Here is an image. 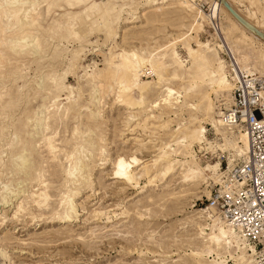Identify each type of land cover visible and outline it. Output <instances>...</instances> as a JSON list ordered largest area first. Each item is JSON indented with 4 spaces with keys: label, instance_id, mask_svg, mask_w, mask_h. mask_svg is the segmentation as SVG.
I'll list each match as a JSON object with an SVG mask.
<instances>
[{
    "label": "rangeland",
    "instance_id": "obj_1",
    "mask_svg": "<svg viewBox=\"0 0 264 264\" xmlns=\"http://www.w3.org/2000/svg\"><path fill=\"white\" fill-rule=\"evenodd\" d=\"M261 1L253 4L250 0H235V5L242 14L255 11L259 15ZM36 2L37 26L32 32L40 39L39 58L30 49L3 68L19 65L20 71L16 72L14 81L5 82L17 96H4L3 101L10 104L6 103V108L1 110L8 117H0V126L9 130L20 127L18 136L27 140L28 147L25 170L18 173L11 167L16 155L10 156L7 145L2 148L0 160L7 164L1 168L0 183L8 184L12 193L7 192L6 203L0 201V255L3 252L0 264H192L188 253L193 247L195 226L187 215L203 206L201 200H205L210 186L220 179L219 165L215 178L211 166L232 154V141L241 146L242 132L223 127L219 133L214 132L211 118H219L216 101L226 92L209 93L212 109L207 115L201 110L193 111L189 105L175 114L161 108L153 112L155 118L148 119L142 126L136 124L145 116L144 105L159 90L168 86L179 91L191 82L187 69L193 60L188 47L196 48L195 41L216 50V66H222L230 82L228 61L221 53L226 50L234 60L238 57L234 51H228L229 45H222L218 36L215 26L224 20L222 14L210 0H193L195 13L202 16L201 26L196 28L194 12L185 11L175 1L154 0L157 4L146 6L143 0H116L126 5L120 20L69 35L65 23L78 20H71L70 13H81L83 4L67 5L64 0ZM90 19L94 21L96 16ZM253 47L255 45L250 46V52L255 54ZM121 48L135 50L142 56L153 53L166 66L160 81L156 75L140 69V82L159 81L157 88L147 91L144 103L137 87L116 98L119 92L108 79L114 69L110 63H116L113 56ZM52 68L58 75V86L49 90L46 74ZM250 69L264 76L261 67ZM41 72L42 80L35 77ZM40 85L45 90H41ZM109 85L114 87L111 92H108ZM93 93L101 97L99 103L91 98ZM200 96L193 95L188 101L195 102ZM55 105L53 130L58 148L53 154L43 144L34 118L46 114ZM65 108L67 113L63 115ZM194 117L200 119L206 141L194 143L192 150L201 167L209 165L206 168L209 176L196 186L183 183L178 175L148 182L157 169L153 159L160 151L169 152L173 143L180 140L184 127L197 125V121L189 123ZM26 120L28 124L23 127ZM181 143L186 144V141L181 140ZM79 144L84 146L83 167L81 172L77 171L79 180L69 186L64 173L67 166L64 154ZM199 145L204 146L200 152ZM19 151L14 149L13 154ZM120 161L128 166L129 174L119 169ZM38 177L47 187L38 182ZM69 187L78 192L73 197L76 212L70 221L60 222L57 213L61 211V202ZM43 188L49 198L45 205L37 207L27 193ZM2 194L5 193L0 189V197ZM19 202L22 208L13 215ZM218 220L223 222L215 221ZM235 238L246 243L245 257L250 260V245L236 235ZM231 253L239 256L237 251ZM199 261L201 264L213 261L235 264L237 259L211 253Z\"/></svg>",
    "mask_w": 264,
    "mask_h": 264
},
{
    "label": "bare ground",
    "instance_id": "obj_2",
    "mask_svg": "<svg viewBox=\"0 0 264 264\" xmlns=\"http://www.w3.org/2000/svg\"><path fill=\"white\" fill-rule=\"evenodd\" d=\"M64 1L67 3V5H71L72 2H76L78 4H83L84 6L81 13H70L71 20H78L74 23H72V21H67V23H65L64 27L67 28L69 35H77L90 27L96 28L99 25L103 26L108 21L120 20L121 13L125 9L124 6H126L123 3H116V0ZM143 1L146 6H153L157 4L154 2V0ZM172 1H175L185 11L194 12L193 19L197 21L195 22L196 28L201 26L200 20L202 16L195 13V4L193 0ZM210 1L215 6V8L220 11L224 18V20L218 22L216 26L214 25L219 32L218 36H220L222 45H229L228 51H234V55H236L238 58L234 57L236 59L234 60L232 55L230 53L228 54L231 56L235 64L243 71L259 74L257 71L250 69V67L253 68L259 66L264 70V0H262L263 2L261 0H257L258 2L261 1V5L257 4L259 5L257 10V12H259V15H256L255 11H247L245 14H242L236 7L235 0ZM250 1H252L253 4H256V0ZM224 2H226L233 9L237 16L240 17L242 22L237 20L236 17L232 15V13L224 5ZM36 4V0H0V117L2 118H6L8 117V115L6 113H3L1 110H4L7 104H10L9 101H3L4 96H17V94L11 91L10 88H7L9 85L7 87L5 86V82L7 80L14 81L16 79V72L20 71L18 70L19 65L15 67L12 66L7 69L3 68L6 65L11 64V59L21 58L26 55L25 52L27 50L32 49V54H35L36 58H39L38 54L41 52V43L39 41V36L37 33L32 32L37 26V13H34ZM93 15L96 16V19L94 21L90 19ZM208 15L211 16V14ZM208 15L207 17H209ZM253 29L256 30V32ZM195 42L196 48L188 47V53L193 60L190 67H188L187 69V71H189L191 82L187 85L182 86L181 90L179 91L173 90L168 86H165L163 89L159 90L157 95L146 105H144L145 116L142 117L136 125L142 126L148 121V119L155 118L156 115L153 112L161 108L168 109L170 112L175 114L177 110L186 108V106L189 105V107H191L193 111L201 110L204 114L207 115L209 112H211L212 109V103L209 93L221 94L223 92H226V95L224 97L226 99H229V93L232 83L231 81L229 82V80L226 78V75L222 70V66H216L215 61L218 59L216 50L208 48L207 44L204 42ZM252 45H255V47H253L255 49V54H252L250 52V46ZM113 57L116 58V63H110V65L114 66V69L109 72L108 79L109 81L111 80L114 83V87L119 92L116 98H119L121 94L126 90L137 87L139 90L140 100L144 103L145 94L151 88H157V83L162 80V70H165L166 66L159 62L158 58L153 53H149L147 56H142L135 50L125 48H121L120 51L117 52ZM16 61L17 60H15V62ZM179 63L180 62H177V65H179ZM141 68H144V72H147V74L149 73V75H156L159 81L140 82ZM49 71L50 72L46 74V79L48 81L47 89L50 90L51 88H56L58 86V75L53 68ZM42 74L43 72H41L40 75L35 74V77L41 79ZM259 75L263 76L261 74ZM38 87H40L41 90H45V88H42L41 85ZM114 87L109 85L108 92H111ZM94 93L91 95V98L95 99L96 103H99L101 97ZM198 94H201V96L195 102L188 101V98ZM55 107L56 105L53 106L51 110H47L46 114L36 116L34 118L36 121L35 125L40 129V132L42 133L41 138L43 144L46 145L48 150L53 154L55 153V150L57 151L58 148L55 144L54 139L56 132L53 130L55 127V115L57 113ZM66 111L67 109L65 108V110L63 111V115L67 113ZM96 112L98 111L96 110ZM51 117L52 119L49 120ZM195 121H197V125L191 128L184 127L185 130H182L180 132V140H177L173 143V145L169 148V152L160 151L159 155H157L156 158L153 159V165L157 166V169L153 172L155 174H153L148 182L154 181L155 178H157L158 180L165 179L167 175H178L183 183L196 186L200 181H203L207 176H209L206 170L209 165H207L206 168L201 167L197 159L198 157L192 150L194 143L199 144L206 141L204 128L199 123L200 119L194 117L189 121V123H193ZM26 124H28V120H26L22 124V126L25 127ZM211 124L216 134L222 131V127L229 131H235L238 133L242 132L241 146L236 145L235 140L231 142L233 152L226 158L228 163L234 161V159H242L246 157L248 151L247 134L240 125H227L221 121L220 117L211 118ZM49 130L52 131L48 132ZM19 133L20 127H14L9 130L8 128H6V126H0V159L2 157L1 154L4 152V150L2 149L3 146L7 145L10 156L16 155L15 161L11 164V167L15 173H18L22 170L24 171L27 163V155L25 153V150L28 147V142L27 140L19 137ZM6 135H9L8 138L4 137ZM181 140L186 141V144H182ZM83 147L84 146L82 144H79L77 147L73 148V150L71 148L64 154V159L67 161V166L64 168V173L68 177V180H66V182L69 183V186L74 185L80 178V175L77 174V171H82L83 158L85 156V154H83ZM197 148L198 152H200L199 150H203L204 146L199 145L197 146ZM14 149L20 151L17 154H13ZM178 155L179 158L175 157ZM52 157L54 158L55 156ZM6 164L7 163H4L0 160V175L2 173L1 168ZM218 165L220 166V162L219 164L218 162H215L211 166V170L213 171L212 177H214V172L218 168ZM127 167V165L121 163L120 161L119 169L125 171L126 174H129V169ZM37 179L41 185L47 187L43 180H40V177H38ZM83 181L85 182V180ZM0 189H2V193H5L4 195H1L0 201L2 203H6V194L7 192L12 193V190H9L8 184L6 183H2ZM27 194H29L28 197L30 201L37 207L45 205L49 198L46 188H43L39 192H34L31 190ZM77 194L78 192L76 190H72V187H69L67 192H65L61 202V211L57 213V218L60 222L70 221V218L76 212L74 210L75 206L73 204V197H75ZM208 194L209 193L207 192V196ZM21 208L22 205L19 202V204L16 205V209L13 212V215H15L18 211L20 212ZM193 212V214L190 213L189 215H187V218H189L188 221H192V225L195 226V236H193L194 241H192L193 247H189L190 250L188 253L192 264H201L199 260H204V257L208 256L211 253L215 254V256L217 257L224 254L230 255L237 259V262H235V264L253 263V245L247 242V244L251 247H248V249L250 251V254L252 255L251 259L249 260L247 257H245L246 243L242 240L236 239L235 235L240 239H246L242 236L240 231L229 224V222H227L216 211L214 207L206 205L198 207ZM193 215L194 217H192ZM216 219H221L224 223L219 220L215 221ZM232 251L239 252V256L235 257L234 254L231 253ZM2 255L3 252L1 251L0 256ZM211 264L221 263L218 261H213Z\"/></svg>",
    "mask_w": 264,
    "mask_h": 264
},
{
    "label": "built area",
    "instance_id": "obj_3",
    "mask_svg": "<svg viewBox=\"0 0 264 264\" xmlns=\"http://www.w3.org/2000/svg\"><path fill=\"white\" fill-rule=\"evenodd\" d=\"M221 55L232 86L229 99L220 96L216 108L223 123L245 130L248 151L230 163L220 160V179L201 204L214 207L253 245L252 264H264V76L240 69L226 50Z\"/></svg>",
    "mask_w": 264,
    "mask_h": 264
},
{
    "label": "water",
    "instance_id": "obj_4",
    "mask_svg": "<svg viewBox=\"0 0 264 264\" xmlns=\"http://www.w3.org/2000/svg\"><path fill=\"white\" fill-rule=\"evenodd\" d=\"M224 5L232 13V15H234L236 17L237 20H239L240 22H242V20L240 19V17L237 16V14L233 11V9L226 2H224ZM254 31L256 32V30H254Z\"/></svg>",
    "mask_w": 264,
    "mask_h": 264
},
{
    "label": "snow or ice",
    "instance_id": "obj_5",
    "mask_svg": "<svg viewBox=\"0 0 264 264\" xmlns=\"http://www.w3.org/2000/svg\"><path fill=\"white\" fill-rule=\"evenodd\" d=\"M117 174H118V175H120L121 173H120V172H118Z\"/></svg>",
    "mask_w": 264,
    "mask_h": 264
}]
</instances>
